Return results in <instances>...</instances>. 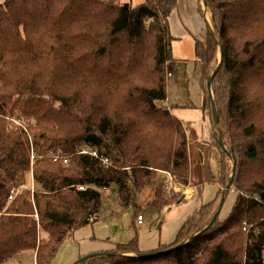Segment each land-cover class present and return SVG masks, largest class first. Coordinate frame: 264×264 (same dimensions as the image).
I'll use <instances>...</instances> for the list:
<instances>
[{
  "label": "trees",
  "instance_id": "trees-1",
  "mask_svg": "<svg viewBox=\"0 0 264 264\" xmlns=\"http://www.w3.org/2000/svg\"><path fill=\"white\" fill-rule=\"evenodd\" d=\"M177 1L0 2V264L22 252L52 264L69 235L117 212L104 188H115L120 211L136 216L139 194L159 173L189 185L187 132L162 106L176 63L169 20ZM206 3L217 35L195 41L202 109L214 127L215 104L235 156V205L204 229L218 194L188 217L173 243L151 251L168 250L162 254L142 256L149 252L135 237L114 255L80 264H264V0ZM218 42L223 62L210 85ZM217 144L228 155L219 135ZM217 164L222 184L227 167L221 157ZM29 172L34 191L25 184ZM13 188L19 192L9 201ZM181 197L162 180L148 207H171Z\"/></svg>",
  "mask_w": 264,
  "mask_h": 264
},
{
  "label": "rangeland",
  "instance_id": "rangeland-1",
  "mask_svg": "<svg viewBox=\"0 0 264 264\" xmlns=\"http://www.w3.org/2000/svg\"><path fill=\"white\" fill-rule=\"evenodd\" d=\"M4 1L0 0L1 3ZM143 1L118 0V3L121 5L129 3L136 6ZM169 23L172 34L176 37L172 45L176 63L173 65L174 74L172 77L170 76L172 68H169L168 97L162 106L168 107L172 113L183 120L188 138L190 183L188 186L177 185L175 181H169L167 173H159L138 196L137 206L139 210L137 213L143 216V225L136 222L138 214L135 216L134 209L120 211L115 188L104 192L105 200L117 212L93 225L79 228L69 235L52 264H73L80 257L90 254L91 251H110L117 244L129 243L135 237L138 238L139 248L142 252H151L156 250L160 244L169 245L173 243L188 217L202 205L213 201L218 194L215 210L218 209L223 194L225 195L219 216L220 220H225L235 205L237 192L234 187L227 189L232 175L233 161L218 147L219 132L215 118L213 127L210 116L202 109L206 92L196 66L195 34L205 32L202 37L197 38L201 40H204L209 32L217 35L212 22V12L208 6L205 7L203 1L178 0ZM219 60L218 45L213 63L214 67L218 65ZM211 96L214 103L213 92ZM211 144L213 149L210 147ZM228 150L230 149L228 148ZM220 157L227 167L226 178L224 177L225 181L222 184H219L217 180V160ZM32 178L31 172L26 173L25 184L28 188L36 189V184ZM162 180H164L166 190L180 192L182 197L178 203L171 207L153 210L148 207V203L154 198L155 189ZM168 184L170 187L167 188ZM188 188L194 189L192 196ZM123 255L137 256L135 253H124ZM3 264H36V261L32 253L22 252Z\"/></svg>",
  "mask_w": 264,
  "mask_h": 264
},
{
  "label": "water",
  "instance_id": "water-1",
  "mask_svg": "<svg viewBox=\"0 0 264 264\" xmlns=\"http://www.w3.org/2000/svg\"><path fill=\"white\" fill-rule=\"evenodd\" d=\"M205 7H207V3H206V0H202ZM218 45H219V51H220V60H219V63L217 65V67L215 68V70L213 71V73L211 74L210 78H209V83L210 85L212 84V81H213V78L215 76V74L217 73V71L219 70L222 62H223V46L220 42H218ZM210 94L212 95V89L210 88ZM214 112H215V121H216V124L218 125V116L216 114V109H215V104H214ZM218 132H219V142L220 144L223 146L224 150L227 152L228 156L232 159L233 161V167H232V175H231V178H230V181H229V184L227 186V189L230 188L231 186V183H232V179H233V176H234V173H235V156L234 154L229 151L225 145V142H224V138H223V135L220 131V129L218 128ZM224 194H223V197H222V200L220 202V205L216 211V213L214 214L212 220L209 222V224L204 228H208L209 226H211L215 221L216 219L218 218L220 212H221V209H222V204H223V200H224ZM203 229V230H204ZM185 242H182L178 245V247L184 245ZM165 251H168V250H162V251H156V252H149V253H145V254H142V256L144 257H148V256H155V255H159V254H162L164 253ZM116 254L115 252H98V253H90L88 255H85L83 257H80L78 260H76L73 264H80L84 261H86L87 259L89 258H92V257H95V256H101V255H114ZM138 255V254H137Z\"/></svg>",
  "mask_w": 264,
  "mask_h": 264
},
{
  "label": "built area",
  "instance_id": "built-area-1",
  "mask_svg": "<svg viewBox=\"0 0 264 264\" xmlns=\"http://www.w3.org/2000/svg\"><path fill=\"white\" fill-rule=\"evenodd\" d=\"M84 152H85V151H84ZM91 154H92L93 156H97V152H92ZM35 158H36V156H35L34 152H32V154H31V160L34 161ZM58 158H59V155H57V156L54 158V160L57 161ZM103 160H104L105 163L108 162V158H103ZM64 161L66 162V160H64ZM168 176H169V181L172 182V181H173V177H172L170 174H169ZM168 187H170L169 184L167 185V188H168ZM173 187H174V186H173ZM79 188H80V189H85L84 186H80ZM34 190H35V189L32 187V191H34ZM103 191H104V192H107L108 190H107V188H104ZM18 192H19V189L13 188V189L10 191V194H9V196H8L9 201H13V200L15 199L16 195L18 194ZM142 222H143V216H142V215H138V216H137V223H138V224H142Z\"/></svg>",
  "mask_w": 264,
  "mask_h": 264
},
{
  "label": "crops",
  "instance_id": "crops-1",
  "mask_svg": "<svg viewBox=\"0 0 264 264\" xmlns=\"http://www.w3.org/2000/svg\"><path fill=\"white\" fill-rule=\"evenodd\" d=\"M201 2H202V0H200ZM208 26V25H207ZM172 31V30H171ZM205 32H202V33H197V34H195V37H196V39L197 38H199V37H202V35L204 34ZM176 40V39H175ZM174 40V41H175ZM176 61V60H175ZM171 74H170V76L172 77L173 76V70L170 72ZM174 114V113H173ZM174 115H176V114H174ZM178 117V116H177ZM182 122H183V120H182V118L181 117H178ZM188 190L191 192V196L193 195V190L194 189H192V188H188ZM190 196V197H191ZM141 215V214H140ZM136 220H137V217H136ZM137 222V221H136ZM144 224V218H143V222H142V224H139V225H143ZM111 251V250H110ZM90 252V251H89ZM107 252V251H106ZM91 253H98V252H92L91 251ZM135 255H137V254H135ZM81 256V255H80Z\"/></svg>",
  "mask_w": 264,
  "mask_h": 264
},
{
  "label": "bare ground",
  "instance_id": "bare-ground-1",
  "mask_svg": "<svg viewBox=\"0 0 264 264\" xmlns=\"http://www.w3.org/2000/svg\"><path fill=\"white\" fill-rule=\"evenodd\" d=\"M190 193V192H189Z\"/></svg>",
  "mask_w": 264,
  "mask_h": 264
}]
</instances>
